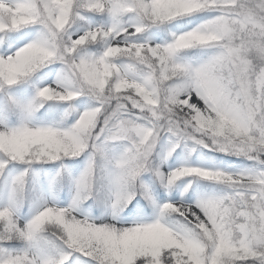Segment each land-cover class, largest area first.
Instances as JSON below:
<instances>
[{
    "label": "snow or ice",
    "instance_id": "snow-or-ice-1",
    "mask_svg": "<svg viewBox=\"0 0 264 264\" xmlns=\"http://www.w3.org/2000/svg\"><path fill=\"white\" fill-rule=\"evenodd\" d=\"M0 264H264V0H0Z\"/></svg>",
    "mask_w": 264,
    "mask_h": 264
}]
</instances>
